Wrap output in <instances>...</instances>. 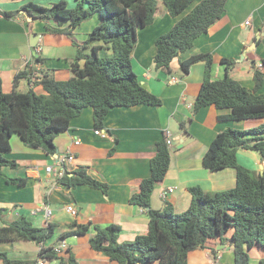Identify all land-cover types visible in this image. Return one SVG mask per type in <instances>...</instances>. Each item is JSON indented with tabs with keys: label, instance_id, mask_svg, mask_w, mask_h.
<instances>
[{
	"label": "crops",
	"instance_id": "0c3cea01",
	"mask_svg": "<svg viewBox=\"0 0 264 264\" xmlns=\"http://www.w3.org/2000/svg\"><path fill=\"white\" fill-rule=\"evenodd\" d=\"M32 1L49 6L58 0H0V77L6 93L29 89L44 92L39 80L34 79V85H31L26 77L15 86L16 76L25 70L40 77L46 71L51 72L59 80L70 77L71 62L78 51L75 43L85 41L100 22L99 15H95L73 30L72 37L53 34L47 30L44 21L33 19L23 9ZM200 1L196 0L182 15L172 17L162 0H158L155 22L137 32V43L132 53L134 68L141 82L160 97L161 106L138 104L116 107L104 120L106 136L95 134L93 108L86 107L70 121L68 129L56 137L57 150L54 154L29 148L18 136L12 138V151L5 156L15 159L19 166L6 168L5 171L11 177L26 178L27 183L20 186L0 178V209H7L0 226L25 216L38 227L55 224L56 232L33 248L26 240L0 241V251L9 253L13 259H36L41 246L51 248L63 242V250L66 251L52 260H46V264H71L68 262L70 255L74 257L75 264H117L91 247L93 228L87 234L66 239H59L60 235L69 230L73 221L91 223L92 226L117 224L121 227V242L134 241L136 236L146 232L147 214L142 207L132 204L130 198L138 191V181L150 176V161L156 153L157 142L165 138L166 130L171 133L172 139L171 164L164 183L156 187L157 191L151 198L153 208L165 207L167 202L162 200L161 205L159 198L168 187L175 188L168 196V202L178 213L190 206L192 197L189 187L200 186L210 193L235 187V168L212 172L204 166L203 157L217 133L229 127L248 129L258 126L263 120L222 121L218 116L227 114L229 110H219L214 106L193 113V103L204 79L205 64L197 62L188 74H183L179 62L193 55L210 53L215 62L213 79H219L225 75L221 59L233 58L237 65L232 76L252 88L253 64L264 73V0H228L222 18L196 39L190 49L173 60L172 75L156 71L153 65L155 40L168 32ZM5 12L17 13L7 18L3 14ZM247 20L249 24H246ZM50 23L54 25L56 22ZM34 34L39 36L34 37ZM99 53L107 55L111 52L101 50ZM172 77L178 81L172 82ZM260 93H264V84ZM76 141L79 144H75ZM69 150L73 153V161L68 163L69 170L86 168L91 176L109 184L107 194L86 185L68 188L45 171V167L52 164L58 155ZM237 158L244 167L264 173V159L259 153L239 149ZM70 204L74 207L72 212L67 210ZM46 205L52 210L48 219L43 211ZM209 246L190 252L188 264H235V253L228 242L222 244L220 240H212ZM212 249L216 250V257L212 255ZM250 256L249 264H260L264 250L253 248Z\"/></svg>",
	"mask_w": 264,
	"mask_h": 264
},
{
	"label": "trees",
	"instance_id": "16d2710c",
	"mask_svg": "<svg viewBox=\"0 0 264 264\" xmlns=\"http://www.w3.org/2000/svg\"><path fill=\"white\" fill-rule=\"evenodd\" d=\"M196 0H162L172 17L182 15ZM228 0H201L182 16L166 33L155 40L156 53L153 65L172 75V62L190 49L196 39L208 32L226 11ZM71 7H70V6ZM23 9L33 19H41L53 34L73 35V30L95 15L99 24L78 46L71 62V75L59 80L45 72L40 79L44 92L34 89L26 92L13 90L6 93L0 77V178L24 186L27 179L11 177L6 168H17L15 159L6 153L12 151L11 140L18 136L29 148L42 149L47 154L56 153L55 139L69 127L70 121L79 116L84 108H93L95 128H104L107 114L121 106L151 104L161 106L160 97L153 94L140 80L135 71L132 53L137 43V32L155 22L158 0H58L49 6L29 2ZM17 12H5L11 18ZM55 21L54 25L50 22ZM67 22L68 25H65ZM91 49L90 52L86 50ZM110 54L100 56V51ZM264 61V60H263ZM197 62L205 64L204 79L193 103V113L207 106L229 110L218 118L222 121L263 120L248 129L226 128L217 133L203 157L204 166L212 171L226 168L236 169V185L220 192H206L200 186L188 188L191 203L187 210L176 212L166 201L162 209L151 205V198L158 185L164 183L171 164L170 145L163 137L157 142L156 153L150 161L151 174L138 181V191L130 202L142 207L148 217L146 232L134 241L121 242V227L117 224L101 226L73 221L69 230L59 239L73 235H84L91 228V247L105 254L117 264H188L189 253L210 248L209 242L220 240L229 243L235 253V264H249L253 248L264 250V173L252 171L239 164V149L256 151L264 159V84L261 68L253 66L254 86H246L232 76L236 69L233 58H222L225 75L213 79L214 59L210 53L193 55L180 60L183 74H188ZM27 70L19 73L15 86L27 76ZM112 152V151H111ZM68 188L86 185L107 194L109 184L91 176L86 168L78 167L67 171L59 178ZM6 208L0 209V221ZM56 232L50 223L36 226L25 216L0 226V241H33L42 244ZM212 255L217 252L212 249ZM52 260L57 253L42 246L36 259L18 260L9 253L0 251L2 264H36L37 259ZM64 263V260L61 259ZM68 262L75 264L72 255ZM264 264V258L260 260Z\"/></svg>",
	"mask_w": 264,
	"mask_h": 264
},
{
	"label": "built area",
	"instance_id": "2783aa9c",
	"mask_svg": "<svg viewBox=\"0 0 264 264\" xmlns=\"http://www.w3.org/2000/svg\"><path fill=\"white\" fill-rule=\"evenodd\" d=\"M0 13H2V12H0ZM249 23H250V21L247 20L246 24H249ZM28 65H29V61L27 62V66ZM27 78H28V80H30L31 85H34L33 84L34 79L40 81L42 76L40 77L39 75H37L35 73H30L28 71L27 72ZM171 80H172V82L178 81V79H176L175 77H172ZM95 134L101 135V136H106L107 131L103 128H97V129H95ZM165 140L167 141V143H169V145L171 144V133L168 130L165 131ZM75 144H79V141H76ZM72 161H73V153H72V151L69 150L61 156L58 155L52 164H49L45 167V171L48 174L54 175V177L58 180L59 178H62L66 174V172L69 170L68 163H71ZM174 190H175L174 187H168L167 189L163 190L161 192V199L164 202H166L168 200V196L170 194H172L174 192ZM67 210L69 212H72L74 210L73 205L72 204L68 205ZM43 211H44V215H45L46 219H48L52 215V210L50 209V207L48 205H46L44 207ZM64 247H65V244L62 242L56 246H53L52 249L56 253H59L63 250ZM41 248H42V246H41ZM36 264H46V261L44 258H40V256H39Z\"/></svg>",
	"mask_w": 264,
	"mask_h": 264
},
{
	"label": "rangeland",
	"instance_id": "374dc122",
	"mask_svg": "<svg viewBox=\"0 0 264 264\" xmlns=\"http://www.w3.org/2000/svg\"><path fill=\"white\" fill-rule=\"evenodd\" d=\"M72 1L73 0H69V4H72ZM70 6V5H69ZM71 7V6H70ZM100 18V17H99ZM89 21V20H88ZM93 22V21H92ZM87 24V23H86ZM88 24H91V23H88ZM88 50H86V52H87ZM91 51V49L89 50V52ZM100 56H104V54H102V53H100ZM253 66H255V64H253ZM255 67H257V66H255ZM252 69H253V67H252ZM24 82V81H23ZM25 83V82H24ZM26 84H27V82H26ZM21 89H26V88H21ZM26 92V91H25ZM233 128V127H232ZM95 129H97V128H95ZM171 142H172V139H171ZM172 146V145H171ZM256 152V151H255ZM8 174V173H7ZM233 188V187H232ZM230 189V188H229ZM157 190L155 189V191H154V193L156 192ZM153 193V194H154ZM159 200H160V203H161V205H162V199L161 198H159ZM168 201V200H167ZM164 203H166V202H164ZM27 243L28 244H30L31 245V248H33V247H36V243H34L33 241H27ZM23 246L24 247H27L26 245H24L23 244ZM64 251H66V250H62L61 252H59V253H57V254H61L62 252H64ZM253 254H254V252H253ZM46 261V260H45Z\"/></svg>",
	"mask_w": 264,
	"mask_h": 264
},
{
	"label": "water",
	"instance_id": "95a60500",
	"mask_svg": "<svg viewBox=\"0 0 264 264\" xmlns=\"http://www.w3.org/2000/svg\"><path fill=\"white\" fill-rule=\"evenodd\" d=\"M39 36V34H34V37H38ZM33 44H35V43H33Z\"/></svg>",
	"mask_w": 264,
	"mask_h": 264
},
{
	"label": "clouds",
	"instance_id": "9594fccd",
	"mask_svg": "<svg viewBox=\"0 0 264 264\" xmlns=\"http://www.w3.org/2000/svg\"><path fill=\"white\" fill-rule=\"evenodd\" d=\"M26 78H27V76H26ZM28 79V78H27ZM31 83V82H30ZM68 171H70V170H68Z\"/></svg>",
	"mask_w": 264,
	"mask_h": 264
}]
</instances>
